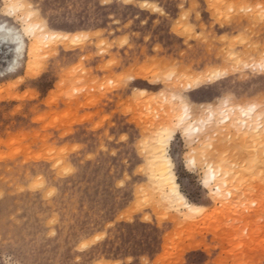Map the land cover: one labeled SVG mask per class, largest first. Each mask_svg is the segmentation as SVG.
<instances>
[{
    "label": "rangeland",
    "instance_id": "374dc122",
    "mask_svg": "<svg viewBox=\"0 0 264 264\" xmlns=\"http://www.w3.org/2000/svg\"><path fill=\"white\" fill-rule=\"evenodd\" d=\"M262 8L0 0V25L26 42L18 58L16 42L0 43V264H264V124L244 138L208 118L264 114ZM28 15L37 34L24 32ZM185 105L200 133L178 123ZM166 129L193 209L150 180ZM222 162L225 204L204 183Z\"/></svg>",
    "mask_w": 264,
    "mask_h": 264
},
{
    "label": "bare ground",
    "instance_id": "6f19581e",
    "mask_svg": "<svg viewBox=\"0 0 264 264\" xmlns=\"http://www.w3.org/2000/svg\"><path fill=\"white\" fill-rule=\"evenodd\" d=\"M11 8L13 11L16 10L17 5L15 3H11ZM15 6V7H13ZM25 29L26 27H30L32 34H37V27L32 22V15H28L25 20ZM3 29H7L9 32L10 39L13 42H16V54L17 58L23 56V51L26 46V42L23 39V36L20 32L17 30L8 27L7 24L0 25V36L3 35ZM29 34V33H26ZM62 36L63 38H71L69 35H65L63 33H51L49 37L51 36ZM61 37V38H62ZM17 38L19 39V42L17 43ZM34 48L32 45L31 50ZM230 102V101H229ZM228 103V100L227 102ZM231 107V105H229ZM228 106V107H229ZM221 109L220 112H214V108H208L210 109V121H217V124L219 123H226L227 128H229L231 131H240L239 133H242L245 129V132L243 134L244 138H251L253 136L254 138H257V136L260 134L261 128L264 124V114L257 113L258 111V105L257 106H251V108H242L241 114H236V109L232 108H225ZM184 113L179 115L177 118L178 123L183 128L186 129L187 132L190 131V133H200L201 128L196 127L195 125L191 126V123L189 122L190 119H192V115L190 113V108L185 105ZM235 110V112H234ZM234 112V113H232ZM190 124H189V123ZM206 122V121H205ZM202 124L204 126L205 123L202 121ZM226 127V126H224ZM223 127V128H224ZM264 127V126H263ZM230 133V131H229ZM174 131L172 130H165L164 133L161 132L160 136L157 138V147L154 149V154L149 161V176L150 180L153 182H156L160 190L163 191L164 194H166V198L170 201V203H173L176 206H186L189 209H193L194 207L188 202L186 196L180 191L179 185L176 181V176L173 173L172 169V160L171 158L167 157V144H169V141L173 137ZM237 135V134H236ZM241 136V135H240ZM196 164V162H194ZM231 168V167H230ZM229 168L228 165H226L224 162L220 163V165L216 168L213 166L209 169L205 176V184L206 187L210 189L211 192L215 191L216 194L219 196L218 198H215L216 201L226 203L227 200L230 198L224 197L225 191L231 185L232 180V171ZM234 171V170H233ZM235 174V173H234ZM232 176V177H231ZM234 180V179H233ZM150 182V181H149ZM157 187V188H158ZM214 192V193H215ZM231 193V190L228 191L227 194ZM215 194V195H216ZM214 195V194H213ZM230 201V200H229Z\"/></svg>",
    "mask_w": 264,
    "mask_h": 264
},
{
    "label": "snow or ice",
    "instance_id": "6c2138e0",
    "mask_svg": "<svg viewBox=\"0 0 264 264\" xmlns=\"http://www.w3.org/2000/svg\"><path fill=\"white\" fill-rule=\"evenodd\" d=\"M144 7H148V5H143ZM15 7V6H13ZM262 16H264V8H262ZM31 29L30 27H26L24 29V32L25 33H30ZM9 39H10V36H9V32L7 29H3V35L0 36V43H8L9 42ZM19 42V39L17 38V43ZM260 69L261 71H264V61L261 62V65H260ZM101 237L100 236H96L95 237V240L98 241L100 240ZM86 246V245H85Z\"/></svg>",
    "mask_w": 264,
    "mask_h": 264
}]
</instances>
